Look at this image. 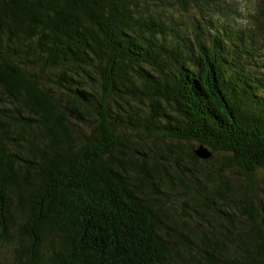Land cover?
Here are the masks:
<instances>
[{"label": "trees", "instance_id": "1", "mask_svg": "<svg viewBox=\"0 0 264 264\" xmlns=\"http://www.w3.org/2000/svg\"><path fill=\"white\" fill-rule=\"evenodd\" d=\"M218 5L0 0L13 264H264L260 38Z\"/></svg>", "mask_w": 264, "mask_h": 264}, {"label": "rangeland", "instance_id": "2", "mask_svg": "<svg viewBox=\"0 0 264 264\" xmlns=\"http://www.w3.org/2000/svg\"><path fill=\"white\" fill-rule=\"evenodd\" d=\"M222 6L218 8L226 10V5L230 8L228 16L232 24L237 27H244L247 32L255 33L260 38V58L264 63V18L259 14L261 0H216ZM264 70V68H263ZM194 144V148L197 147ZM219 163L217 159L208 164V168L217 170ZM264 173V170L261 172ZM262 181L261 178H258ZM0 264H13L12 253L9 247L0 244Z\"/></svg>", "mask_w": 264, "mask_h": 264}, {"label": "water", "instance_id": "3", "mask_svg": "<svg viewBox=\"0 0 264 264\" xmlns=\"http://www.w3.org/2000/svg\"><path fill=\"white\" fill-rule=\"evenodd\" d=\"M194 153L201 159H209L213 155V152L203 144H200L197 147H195Z\"/></svg>", "mask_w": 264, "mask_h": 264}]
</instances>
